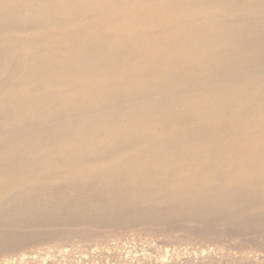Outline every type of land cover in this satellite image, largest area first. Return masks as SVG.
<instances>
[{"label": "bare ground", "instance_id": "6f19581e", "mask_svg": "<svg viewBox=\"0 0 264 264\" xmlns=\"http://www.w3.org/2000/svg\"><path fill=\"white\" fill-rule=\"evenodd\" d=\"M132 227L264 243V0H0V245Z\"/></svg>", "mask_w": 264, "mask_h": 264}, {"label": "rangeland", "instance_id": "374dc122", "mask_svg": "<svg viewBox=\"0 0 264 264\" xmlns=\"http://www.w3.org/2000/svg\"><path fill=\"white\" fill-rule=\"evenodd\" d=\"M79 230H29L0 245V264H264V243L248 235L207 242L183 230Z\"/></svg>", "mask_w": 264, "mask_h": 264}]
</instances>
